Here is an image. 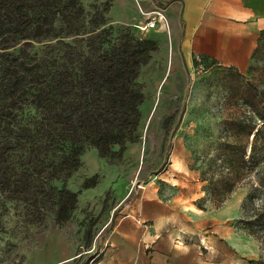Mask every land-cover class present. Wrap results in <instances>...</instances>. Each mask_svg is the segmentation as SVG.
<instances>
[{"label": "trees", "instance_id": "obj_1", "mask_svg": "<svg viewBox=\"0 0 264 264\" xmlns=\"http://www.w3.org/2000/svg\"><path fill=\"white\" fill-rule=\"evenodd\" d=\"M107 9L91 11L84 0H0V207L15 202L27 226L72 217L80 191L68 181L88 148L112 157L137 140L145 100L139 77L160 44L127 27L106 26ZM257 70L245 103L262 124L254 116L226 121L233 138L217 156L219 175L213 158L203 179L219 207L247 178L243 208L251 203L253 210L240 222L262 240L264 66ZM94 184L90 177L83 181V187Z\"/></svg>", "mask_w": 264, "mask_h": 264}, {"label": "rangeland", "instance_id": "obj_2", "mask_svg": "<svg viewBox=\"0 0 264 264\" xmlns=\"http://www.w3.org/2000/svg\"><path fill=\"white\" fill-rule=\"evenodd\" d=\"M114 1L84 0V4L91 11L95 6H108L106 26L127 27L139 36L154 38L148 30L141 33L139 29L137 33L134 25L115 21L110 13ZM35 46L41 47L43 42H36ZM263 66L264 39L251 65L242 71L214 62L187 61L177 44H160L139 77L145 100L140 105L137 140L127 143L121 155L102 157L93 147L83 153L82 166L68 181L70 188L80 191L78 207L64 224L51 216L41 224L27 226L21 207L15 202H8V209L0 207L6 221V228L0 232V264H52L75 251L88 250L104 237L116 215L126 212L124 205L142 195L149 184L164 197L181 201L189 198L204 209L220 212L213 223L205 217L199 231L205 255L208 257L213 250L214 263L217 247L208 236L224 241L222 235L231 233L236 244V264H263L259 260L264 261V231L261 240L240 222L250 217L253 210L251 203L243 208L247 178L219 207L204 189L208 180L203 179V171L210 168L213 158L216 159L211 168L216 171L215 177L219 175L222 157L217 156L224 142L233 138L226 121L254 116L245 99L257 68ZM254 119L262 124L261 118ZM88 177L95 184L83 187ZM260 203L256 200V205ZM219 250L223 262L222 248ZM84 253L80 264L89 261V253Z\"/></svg>", "mask_w": 264, "mask_h": 264}, {"label": "crops", "instance_id": "obj_3", "mask_svg": "<svg viewBox=\"0 0 264 264\" xmlns=\"http://www.w3.org/2000/svg\"><path fill=\"white\" fill-rule=\"evenodd\" d=\"M156 9L165 21L148 31L162 45L177 44L187 61L214 62L239 71L251 65L264 30V0H115L110 13L115 21L134 25L139 33L138 25L147 12ZM123 208L126 212L116 215L102 239L52 264H80L84 252L89 253L87 264L237 263L231 233L222 235L224 241L208 236L217 247L216 263L213 250L205 255L199 231L205 217L213 223L220 212L201 208L189 198L164 197L150 184Z\"/></svg>", "mask_w": 264, "mask_h": 264}, {"label": "built area", "instance_id": "obj_4", "mask_svg": "<svg viewBox=\"0 0 264 264\" xmlns=\"http://www.w3.org/2000/svg\"><path fill=\"white\" fill-rule=\"evenodd\" d=\"M165 21V16L159 10H153L151 12H147V17L145 21L141 22L138 27L141 31H147L153 28H156L158 23ZM138 184V182H137Z\"/></svg>", "mask_w": 264, "mask_h": 264}]
</instances>
